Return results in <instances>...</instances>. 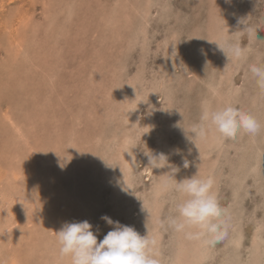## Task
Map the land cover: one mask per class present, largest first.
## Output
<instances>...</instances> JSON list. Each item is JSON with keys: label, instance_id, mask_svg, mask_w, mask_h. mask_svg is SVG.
<instances>
[{"label": "rangeland", "instance_id": "obj_1", "mask_svg": "<svg viewBox=\"0 0 264 264\" xmlns=\"http://www.w3.org/2000/svg\"><path fill=\"white\" fill-rule=\"evenodd\" d=\"M263 28L264 0H0V264H71L55 232L87 220L99 242L104 215L148 232L161 264H264V91L248 71ZM228 103L260 131L194 135L206 104ZM149 152L177 181L212 178L225 239L168 227L182 197Z\"/></svg>", "mask_w": 264, "mask_h": 264}, {"label": "clouds", "instance_id": "obj_2", "mask_svg": "<svg viewBox=\"0 0 264 264\" xmlns=\"http://www.w3.org/2000/svg\"><path fill=\"white\" fill-rule=\"evenodd\" d=\"M215 43L227 57L228 54L236 58L243 55L242 50L227 39ZM248 71L257 87L264 91V63L250 64ZM200 120L201 123L193 129L194 135L199 137H204L209 129H214L225 139H236L240 134L254 135L261 128L251 113L230 103L220 106L206 104ZM146 155L148 165L153 169L170 167L166 184L182 197L174 203L173 214L167 218L168 227L183 233L189 240H203L209 245L225 239L230 228V215L217 200L212 178L201 177L196 173L177 181L175 174L179 168L169 164L166 154L149 152ZM66 162L62 161L61 166ZM183 166L189 167L187 160ZM101 219L111 225L112 230L99 242L93 225L87 220L64 223L55 232L60 255L70 257L71 264H161L153 251L156 242L148 232L141 235L134 227L113 221L107 215ZM96 232H99L98 227Z\"/></svg>", "mask_w": 264, "mask_h": 264}, {"label": "bare ground", "instance_id": "obj_3", "mask_svg": "<svg viewBox=\"0 0 264 264\" xmlns=\"http://www.w3.org/2000/svg\"><path fill=\"white\" fill-rule=\"evenodd\" d=\"M237 4V3H236ZM235 11V10H234ZM200 17V16H199ZM264 29V28H263ZM145 52V51H144ZM249 73V72H248ZM56 92V91H55ZM239 94V93H238ZM110 101V100H109ZM219 134V133H218ZM193 146V145H192ZM190 156V155H189ZM48 177V176H47ZM218 197V196H217ZM24 204V203H23ZM85 219V218H84ZM171 234V233H170ZM256 241V240H255ZM166 249V248H165ZM163 250V249H162ZM210 254V253H209ZM208 258V257H207ZM260 259V258H259Z\"/></svg>", "mask_w": 264, "mask_h": 264}]
</instances>
